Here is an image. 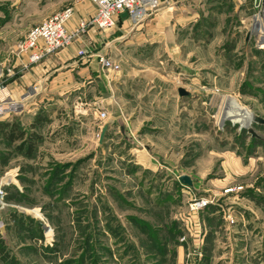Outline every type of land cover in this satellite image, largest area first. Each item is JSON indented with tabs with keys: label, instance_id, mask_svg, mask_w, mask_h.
Returning <instances> with one entry per match:
<instances>
[{
	"label": "rangeland",
	"instance_id": "rangeland-1",
	"mask_svg": "<svg viewBox=\"0 0 264 264\" xmlns=\"http://www.w3.org/2000/svg\"><path fill=\"white\" fill-rule=\"evenodd\" d=\"M8 2L0 23L15 29L88 3ZM248 10L233 0L161 4L103 34L88 49L120 65L113 78L99 66L108 91L66 92L63 69L25 100L0 88V105L21 104L0 121L39 137L27 157L0 136V264H264V123L251 135L218 119L227 99L264 120V49ZM100 112L112 122L101 145ZM199 200L209 203L192 211Z\"/></svg>",
	"mask_w": 264,
	"mask_h": 264
},
{
	"label": "built area",
	"instance_id": "built-area-1",
	"mask_svg": "<svg viewBox=\"0 0 264 264\" xmlns=\"http://www.w3.org/2000/svg\"><path fill=\"white\" fill-rule=\"evenodd\" d=\"M80 1V0H79ZM94 7V14L89 18H80L74 28H69L68 21L73 15V7H68L43 20L40 24L29 29L17 47V56L22 60V68L26 69L31 64L40 62L44 57L54 54L58 50L69 46L76 40L86 35L89 29H95L102 34H110L121 21L138 24L146 19L151 13L159 10L161 4L171 7L180 1L188 0H88ZM234 2L250 10L251 25L258 43V49H264V0H233ZM126 14V18H122ZM77 57L80 60H90L95 57L100 68L107 76L114 75L119 71V63L103 51L92 53L88 48L78 50ZM2 77L0 71V78ZM2 89V88H1ZM0 89V90H1ZM25 97V96H24ZM23 99L25 100L26 98ZM20 102H10L0 105V116L16 114ZM99 117L103 122L107 119L105 112H100ZM4 192L0 186V200H3ZM208 201H197L191 205L192 211H198L206 206Z\"/></svg>",
	"mask_w": 264,
	"mask_h": 264
},
{
	"label": "crops",
	"instance_id": "crops-1",
	"mask_svg": "<svg viewBox=\"0 0 264 264\" xmlns=\"http://www.w3.org/2000/svg\"><path fill=\"white\" fill-rule=\"evenodd\" d=\"M8 3V0H0V11L10 10L12 6L15 7L14 4L10 5ZM73 10L74 18L69 22V28L74 27L77 19L89 18L94 14V7L89 1L88 3L81 2L80 4H75ZM248 12L250 13V10H248ZM121 22L122 23L118 24L119 26H117L114 32L121 30L128 21L124 20ZM128 23L130 24V22ZM6 24L7 26L4 27L3 23H0V71L2 74V77L0 78V88L7 90L10 96L15 98L16 96H19V98H23L25 96V90H28L31 86H33L35 91V88L39 85L40 81H42L46 74H48L47 72L50 70L52 71V69L55 75L59 71L61 72L62 69L66 70V72L61 74L62 78L65 79V87L61 86L62 88L60 87V89H67V91H65L69 93L77 91L78 94H80L81 91L87 92L90 91L91 88L93 90L95 86L99 87L101 84L104 85L105 88L107 87L106 82L103 80V76L100 73L97 60L93 59L86 61L77 58L78 48L82 45L88 48L89 44L95 47V45L98 44L100 37L103 36L102 33L97 32L93 28L89 29L85 37L83 36V39H79V41L70 45L65 50L55 53L53 56L51 55L41 62L31 64L26 69H23L22 62H25L26 57L24 56V58L20 60L17 56L16 45L25 37L26 33L32 26L25 29V21L23 22L24 25H21L23 29L19 28V26L15 29L13 25ZM56 64L60 66L57 67ZM54 79L55 77L52 78V81ZM122 80L123 79L117 75L112 79L113 91H115L113 92V98H116L118 101L121 100L122 97V94L118 89L121 86ZM106 91H108L107 88Z\"/></svg>",
	"mask_w": 264,
	"mask_h": 264
},
{
	"label": "trees",
	"instance_id": "trees-1",
	"mask_svg": "<svg viewBox=\"0 0 264 264\" xmlns=\"http://www.w3.org/2000/svg\"><path fill=\"white\" fill-rule=\"evenodd\" d=\"M38 121L39 120L37 119L35 126L40 124ZM0 136L10 143H19L17 146L18 150H22L25 146V153L28 155L27 157L33 155L35 144L39 139L35 134L29 136L16 121H0Z\"/></svg>",
	"mask_w": 264,
	"mask_h": 264
},
{
	"label": "bare ground",
	"instance_id": "bare-ground-1",
	"mask_svg": "<svg viewBox=\"0 0 264 264\" xmlns=\"http://www.w3.org/2000/svg\"><path fill=\"white\" fill-rule=\"evenodd\" d=\"M72 18H74V10H73V15L71 19ZM71 19L68 21V26H69V22L71 21ZM77 23H78V19L74 27L77 25ZM229 118L234 119V121H238V124L244 126L246 129L250 128L252 124H255V121L253 120V115L251 112L250 113L246 112L243 109L236 107L229 100L223 99L222 105L220 107V111L218 114V119L220 122H222L225 119H229Z\"/></svg>",
	"mask_w": 264,
	"mask_h": 264
},
{
	"label": "water",
	"instance_id": "water-1",
	"mask_svg": "<svg viewBox=\"0 0 264 264\" xmlns=\"http://www.w3.org/2000/svg\"><path fill=\"white\" fill-rule=\"evenodd\" d=\"M121 17L126 18V14H122ZM178 93L181 97L187 95V93L183 89H179ZM253 120L255 122L264 123V120H262L261 118H258L256 115H253ZM111 125H112V122H105L103 126L101 127L100 134H99V145L103 143L105 134L108 131V129L111 127ZM247 130L251 133V135H254V133L251 131V128H248ZM180 181L183 182L187 186H191V181L189 180L187 176H181Z\"/></svg>",
	"mask_w": 264,
	"mask_h": 264
}]
</instances>
